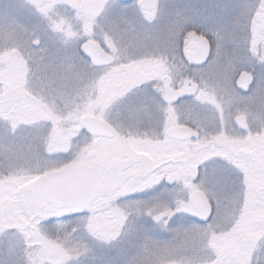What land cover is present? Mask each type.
Wrapping results in <instances>:
<instances>
[{"label":"snow or ice","instance_id":"obj_1","mask_svg":"<svg viewBox=\"0 0 264 264\" xmlns=\"http://www.w3.org/2000/svg\"><path fill=\"white\" fill-rule=\"evenodd\" d=\"M0 264H264V0H0Z\"/></svg>","mask_w":264,"mask_h":264}]
</instances>
